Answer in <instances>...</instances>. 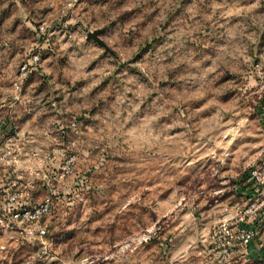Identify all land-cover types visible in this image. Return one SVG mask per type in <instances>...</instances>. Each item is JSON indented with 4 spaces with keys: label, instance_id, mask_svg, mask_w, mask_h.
I'll list each match as a JSON object with an SVG mask.
<instances>
[{
    "label": "rangeland",
    "instance_id": "rangeland-1",
    "mask_svg": "<svg viewBox=\"0 0 264 264\" xmlns=\"http://www.w3.org/2000/svg\"><path fill=\"white\" fill-rule=\"evenodd\" d=\"M2 46L0 216L16 189L52 207L29 237L0 224V264H174L192 216L207 242L235 202L264 216V66L240 62L264 0H0ZM246 249L264 264V219Z\"/></svg>",
    "mask_w": 264,
    "mask_h": 264
},
{
    "label": "built area",
    "instance_id": "built-area-1",
    "mask_svg": "<svg viewBox=\"0 0 264 264\" xmlns=\"http://www.w3.org/2000/svg\"><path fill=\"white\" fill-rule=\"evenodd\" d=\"M62 1L66 6H71L76 0ZM38 59L39 56L35 55V62ZM24 68L25 66H22L21 69L24 70ZM249 178L251 181L262 182L264 180V166L258 165L252 168L249 171ZM28 199V193L24 190H11L8 192L6 200L12 208L0 216L1 226L5 229L15 230L21 238L32 235L33 230L29 228L30 224L37 225L42 217L49 214L52 207L50 196H46L39 202ZM262 219L264 216L259 214L256 202H248L242 208L237 202L232 204V210L216 221L210 230V249L203 264H230L237 249L242 250L243 254L246 255V248L257 237ZM37 233L43 236L45 229L38 227Z\"/></svg>",
    "mask_w": 264,
    "mask_h": 264
},
{
    "label": "crops",
    "instance_id": "crops-1",
    "mask_svg": "<svg viewBox=\"0 0 264 264\" xmlns=\"http://www.w3.org/2000/svg\"><path fill=\"white\" fill-rule=\"evenodd\" d=\"M10 43L12 45L14 42L10 41ZM15 50L16 47L14 46V49L12 51L7 52L6 48L2 46L0 48V63H2L1 59L4 56L5 58L7 57L8 60L13 62L18 57ZM3 66L4 64L0 65V68H3ZM1 106L2 104L0 101V107ZM194 216H192L193 220L190 223V230L187 232H182L176 236L175 243L172 247V252L175 256L174 264H203L206 260V256L208 255L210 249L209 240L207 242L208 236L200 237L201 232H203L204 230L201 229V223L199 221L200 219L196 220L195 218H193ZM219 219H221L220 212H217L213 217H208L205 226H207V228H210L212 223L215 224L216 221H218ZM182 230L187 229L183 228ZM189 242H191V244ZM251 249V252L253 254L254 248ZM165 259L166 257L162 255V257L158 261L152 262V260H150L148 263L145 261L144 264H167V261ZM253 262L255 261L248 262L242 250L237 249L233 254L232 261L230 264H255Z\"/></svg>",
    "mask_w": 264,
    "mask_h": 264
},
{
    "label": "clouds",
    "instance_id": "clouds-1",
    "mask_svg": "<svg viewBox=\"0 0 264 264\" xmlns=\"http://www.w3.org/2000/svg\"><path fill=\"white\" fill-rule=\"evenodd\" d=\"M259 2V0H257V3ZM256 5H252V7H255ZM252 7L248 8L246 11L247 13H251L252 11ZM256 55L255 52H249V58L247 61H240L241 63H244L248 66V69L253 73V74H256L259 72V67L261 66H264V59H261V62H260V65L256 66L255 68L252 67V59L253 57ZM262 87H264V73H260L259 74V81H258ZM13 110H15V106L13 105ZM106 115V114H105ZM113 120L116 121V123H120L122 121V117H119V116H114L112 117ZM96 126V125H94ZM77 131V128L76 127H73L72 129V132L69 133V138L71 139V136L73 133H75Z\"/></svg>",
    "mask_w": 264,
    "mask_h": 264
},
{
    "label": "water",
    "instance_id": "water-1",
    "mask_svg": "<svg viewBox=\"0 0 264 264\" xmlns=\"http://www.w3.org/2000/svg\"><path fill=\"white\" fill-rule=\"evenodd\" d=\"M87 37L95 40L96 42L103 44L102 40L98 36V30H94L87 33Z\"/></svg>",
    "mask_w": 264,
    "mask_h": 264
}]
</instances>
